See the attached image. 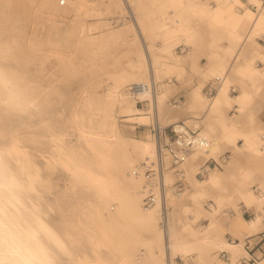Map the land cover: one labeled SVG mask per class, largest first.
I'll use <instances>...</instances> for the list:
<instances>
[{"label":"bare ground","instance_id":"6f19581e","mask_svg":"<svg viewBox=\"0 0 264 264\" xmlns=\"http://www.w3.org/2000/svg\"><path fill=\"white\" fill-rule=\"evenodd\" d=\"M19 1H0V264H94L93 257L98 255V246L109 249L114 231L126 229L127 224L118 220V216L124 212L133 214L148 235L147 241L142 243L147 248L144 264H166L163 261L162 244L165 251L167 246L173 255L180 252L187 256L196 248L202 250L199 243L206 238L195 237L199 235L198 232L194 233L192 240L179 238L176 228L170 223L169 214H166V225L161 224V212L163 208L166 209L164 202L171 194L170 186L168 191L166 189L165 200L150 208L142 207V180L133 170L138 159L150 160L158 155L156 139L149 132L144 139L134 140L136 157L126 156L123 153L125 151L119 149L123 136L115 115H138L141 110L136 105L138 99L149 98L153 104L161 102L166 89L156 91L153 86L155 83L140 82L144 77L137 71L133 74L121 73L107 92L99 96L88 92L82 101L75 102L65 116L60 105L66 103L68 97L60 88L59 76L46 70L45 59L42 60L46 62L38 60L41 56L39 58L40 53H36V46L40 42L35 41L30 45L29 39L22 33L21 25L11 15L16 11L15 4ZM53 1L38 0L43 7L56 11L58 8H53ZM61 1L57 0L58 6L66 3L63 0L61 4ZM67 1L71 4L82 3L81 0ZM216 1L215 6H209L199 0H160L162 6L171 7L174 11L167 15L153 13L151 29L162 33L168 42L192 41L193 28L190 20L182 14L187 10L200 17H210L219 27L229 25L231 36L240 37V31L254 21V12L246 3L256 5L259 0ZM235 5L244 7L245 11H234ZM262 25L264 14L259 17L254 29ZM91 30V25H81L76 33V42L92 41L88 37L92 36ZM59 39L54 41L56 46L60 45ZM165 51L170 52V49L166 47ZM70 65L71 61H68L67 66ZM176 66L171 63L162 66L156 58L153 73L159 77L171 72ZM245 70L249 75L264 77V72L252 68L250 63ZM221 72L223 67L220 65L210 68L207 74ZM221 78L224 82L225 78ZM133 80L136 81L133 84L143 85L136 92L128 85ZM228 84L225 82L219 88L209 105L211 112L216 113L223 102L230 104L234 101L228 93ZM249 97L248 92L242 91L235 102L244 106ZM154 105L151 108L154 109ZM135 118L144 120L145 116ZM225 129L223 137L233 143L238 151L243 150L258 158L260 161L257 166L261 169L264 166V134H260L261 128L246 132L234 124H225ZM209 137L210 146L206 153L211 154L219 149V141ZM239 139L243 140L241 145L238 144ZM118 151L122 152V158L110 156ZM202 152L193 151L189 162L183 164L193 167ZM33 153H38L44 159H35ZM36 162L41 164L44 171L42 178L37 181L31 175V167ZM120 163H124L122 169ZM55 167L81 173L91 188L93 199L60 196L51 183V171ZM171 178L165 174L166 183ZM219 179L218 173L211 172L205 182L214 185ZM253 185H257L261 191L258 192V188L254 189ZM200 194L194 193L193 196ZM237 200L243 205L255 204L263 208L264 176L256 171H245L237 181ZM186 209L191 210L188 207ZM189 218L196 220L197 212L192 210ZM260 222L261 217L258 216L250 221L242 219V223L250 229ZM180 223L183 229L189 226L186 222ZM214 223L215 220L210 222V227ZM154 235H158L160 240L161 236L164 238V243L158 240V255L152 251V246L156 244ZM211 246L237 253L239 244L219 239L213 240ZM64 256L67 263H63ZM132 256L138 257L139 254L133 252ZM103 264H113V261L107 256Z\"/></svg>","mask_w":264,"mask_h":264},{"label":"rangeland","instance_id":"374dc122","mask_svg":"<svg viewBox=\"0 0 264 264\" xmlns=\"http://www.w3.org/2000/svg\"><path fill=\"white\" fill-rule=\"evenodd\" d=\"M0 1L6 2L9 0ZM11 1L15 2L17 0ZM81 1V4H71L66 0L65 4H59L58 6L57 0H54L53 8L57 6L58 9L53 11V9L43 7L38 0L31 3H24L20 0L19 3L15 4L17 6L16 11L11 14L14 15L13 18L17 19V24L21 25L22 33L29 39L30 45L35 41L40 42L39 46L41 48L39 46H36L37 49L35 48L36 53H40L39 58L41 56L38 60L47 61L45 64L46 70L55 72V75L59 76L61 80H59L60 88L68 97L67 102L60 105L66 113L65 116L68 115V110L75 105V102L82 101L88 92L95 93L98 96L107 92L108 87L114 84L115 78L121 73L133 74L137 71L144 77L140 82L155 83L153 86L155 85L154 89L156 91L166 89L164 99L161 102H154V104L157 103V106L149 98H141L136 101L137 107L141 109L138 115H115L123 136L120 140L122 146L119 149L125 151L123 153L126 156L136 157L134 140L144 139L149 132L155 140L156 138L151 131L153 124L158 122L162 126H167L178 121H183L189 126L198 124L202 133L208 137L218 139L219 149L211 154L202 152L193 167L182 164L177 171L171 165L170 158L164 156L165 174H169L172 178L171 181L166 183V189L168 191L171 188V194L166 203L164 202L166 209L163 208L164 211L161 213L167 212L170 215V223H173L179 238L192 240L194 233L198 232L199 235L195 237L198 239L205 237L206 240L204 239L199 243L202 250L196 248L187 256L181 255L180 252L173 255L167 246L165 251L164 244H162L163 261L166 264H170L172 261L174 264H235V258L244 253V237L263 228L262 225H259L254 229H250L242 223V219L254 220L252 214L248 213L251 210L255 211L254 216L264 211V207L260 208L255 204L243 205L237 200V181L245 171H256L264 176V166L261 169L258 168L257 163L260 161L258 158L246 154L243 150L238 151L233 143L223 137L226 131L225 124H234L236 128L246 132L261 128L260 134H264V124H259L253 111L246 106L251 102L253 96L249 97L244 106L241 105L238 108L234 107L235 99L230 104L223 102L216 113L211 112L209 105L225 82L229 83L228 93L230 96H233L231 90H236L237 85L242 86L243 83H251L257 86V90L250 92V94L258 95L261 92L260 77L253 74L249 75L245 69L236 71V67L242 59V54L239 53L238 57L234 58L237 51L235 46L233 50H226L222 47L223 41L232 39L230 30L227 29L228 27L215 25L210 17H200L184 10L182 14L190 20L194 38L189 42L174 40L168 42L162 33L156 29H151L153 26L151 21L153 13L161 12L167 15V13L174 11L171 7L162 6L160 0ZM199 1L209 6L215 5L217 2L216 0ZM255 16L256 14L253 13V17ZM81 25L92 26V36H88L92 41L76 42V33ZM246 34L247 30L237 40L243 41ZM254 35L255 31H251L248 38L252 39ZM58 38L61 41L60 45L56 46L54 41ZM50 40L53 43H49ZM179 45L187 47L185 53L180 52ZM203 46L210 49L209 53L213 61V68L223 65V72L212 75L204 74L200 80V87L207 84L208 86L204 91L196 90L188 106L184 98L179 96V90L172 80L173 78L178 81L182 80L186 75L188 65H190L192 71L199 72V67L193 63L192 59ZM166 47L170 49V52L165 51ZM226 53L230 56V58H227L228 60L221 57ZM156 58L162 66L170 63L177 64V66L173 67L171 72L156 77L153 73ZM68 61H71L70 66H67ZM202 71L199 74L197 73L199 78ZM217 76L224 77L225 80L218 85L217 92L210 97L207 94V89L210 85L215 84V77ZM131 82L128 84L129 86L136 85L133 84L136 82L135 80ZM153 105L154 109L151 108ZM135 116H145V118L142 120L135 118ZM242 143L243 140L239 139L238 144L241 145ZM192 154H190L186 163L189 162ZM223 154L228 156L222 168L212 169L206 176L199 177L196 175L198 167L208 157L212 156L218 159ZM32 156L36 157L37 160L44 159L38 153H33ZM110 156L122 158L123 154L118 151L111 153ZM143 161L144 159H138L136 166ZM120 165V169H122L124 163H120ZM31 169V175L35 181L41 179L44 175L41 164L38 162ZM180 171L184 173L182 180L185 187L181 193H177L173 184L177 179H181L178 174ZM211 172L219 174L220 179L217 184L212 185L205 182ZM119 175L120 173L117 172V176ZM51 177V183L60 196L73 199L82 196L81 200L93 199L91 188L81 173L55 167L51 171ZM141 180L143 185L144 180L142 177ZM256 186L253 185L252 187L255 189ZM200 192L203 194H200ZM194 193L200 195L194 197ZM53 195L51 194V196ZM209 203H212L213 206H209ZM187 207L191 210H187ZM192 210L195 213L197 212L198 218L196 220L189 218ZM245 211L246 213H244ZM118 220L127 224L124 223L126 229L114 231L109 249L103 245L98 246L96 250L98 255L93 257V263L103 264L106 257L109 256L113 264H144L147 260V248L142 243L147 241L148 237L144 227L133 214L121 213ZM213 220H215V223L210 227V222ZM181 221L186 222L189 225L188 228L183 229ZM228 236L231 239L239 240L237 253L230 249L211 246L213 240L222 239L230 242ZM153 238L156 244L152 246V251L157 252L158 255V240L162 242L164 238L161 236L160 240L158 235H154ZM235 242L237 243V241ZM221 250H228L231 253L232 260L222 259L219 254ZM133 252H136L139 256H132ZM63 263H67L66 256H64ZM261 264H263V261Z\"/></svg>","mask_w":264,"mask_h":264},{"label":"built area","instance_id":"2783aa9c","mask_svg":"<svg viewBox=\"0 0 264 264\" xmlns=\"http://www.w3.org/2000/svg\"><path fill=\"white\" fill-rule=\"evenodd\" d=\"M61 4L63 3L61 2ZM178 48L181 53H185L187 50L186 46L179 45ZM222 81L223 78L221 77L215 78V84L210 85L207 89L208 96L212 97L217 92V87ZM141 87L143 85L136 84L132 89L136 92V89ZM151 131L158 144V155L154 159L144 160L133 170L134 174L140 175L144 180L142 186V206L144 208H150L166 198L164 156L170 158L171 165L177 171L187 161L193 151L201 150L206 153L210 146L208 137L201 132L198 124L189 126L183 121H178L162 126L156 122L152 125ZM227 156V154H223L218 159L212 156L208 157L198 167L196 175L199 177L206 176L210 170L222 168ZM178 174L181 179H177L173 185L175 192L181 193L185 187L182 180L184 173L180 171ZM209 206H213L212 203H209ZM166 214L167 212L162 213L161 224L164 226L167 220ZM229 241L231 243H236L235 241H237V244L239 243L238 239H230ZM243 249L244 253L235 258V264H260L264 257V231L256 235L246 236L243 241ZM219 254L226 261L232 260L231 253L228 250H221Z\"/></svg>","mask_w":264,"mask_h":264},{"label":"crops","instance_id":"0c3cea01","mask_svg":"<svg viewBox=\"0 0 264 264\" xmlns=\"http://www.w3.org/2000/svg\"><path fill=\"white\" fill-rule=\"evenodd\" d=\"M246 2H247V0H246ZM246 4L253 10V12L256 14V16L253 17V19H252V20H254L253 23H250L249 26L245 30L240 31V36H241V34H244V32L246 30H247L246 35H248L249 31H250L249 33H251V31H255V35L252 37V39L248 38L249 35L245 36L243 41H238L237 38L232 37V39H230V41H228V40L223 41L222 47H224L226 50H233V48L235 46V48H237V51H236V55L234 56V58H237L239 53L242 54V56H241L242 59L240 60V63L237 65L236 71H240V70L245 69V67H247V65L250 63L252 68H257V69L261 70L262 72H264V25L257 27V29H254L255 24L259 20V17L262 14H264V0H259L258 4H256V5L249 3V2H247ZM233 9H234V11H236L238 13H243L245 11L244 7L239 6V5H235L233 7ZM224 26L226 28L228 27L227 29L230 30V34H231L232 30H231L230 26L227 24ZM233 39H236V40H233ZM209 50L210 49L207 46H203L201 48V50L198 53H196L192 59L193 63L199 67V72L192 71L190 68V65H188L189 67L187 66L188 68L186 70L187 71L186 75L184 76V78L182 80L178 81L175 78H173V80H172L173 84H175L176 88L179 90V96L184 98V100L187 102L188 106L190 104V99H191L193 93L196 90L204 91L206 89V87L208 86V84H207L203 87H200V80L202 79L204 74H207V72L210 68L214 67L213 61L210 58L211 55L209 53ZM226 54L222 55L221 57L225 58V59L230 58V56H228V54L227 55ZM201 70H203V71L201 72L202 74L199 75L200 76V78H199L197 73L199 74ZM244 72H246V71H244ZM260 80H261V82H260V91L261 92L258 95L254 94V93L250 94V92H255L257 90V86H255L254 84H251V83H243L242 86L237 85V89L236 90L233 89V90H231V92L233 93L232 97L234 99H236L239 95H241L242 91H246L249 93L250 96H253L251 98V102L246 104V106H248L251 109V111H253V113L255 114L257 122L259 124H264V77H260ZM241 105L242 104L235 102L234 107L238 108ZM255 188H258V192H259V187L256 186ZM244 213H246V211ZM248 213L252 214V216H253L252 219H254V218L256 219L257 216H261V218H262L261 222L257 226L262 225L263 228L257 232L247 234L246 236H252V235L259 234L260 232H263L264 231V211H261L256 216H254L255 211H253V210L249 211ZM230 239H231V237L228 236V240H230ZM251 241H253V240H251ZM262 261L264 264V257L261 260V262Z\"/></svg>","mask_w":264,"mask_h":264}]
</instances>
